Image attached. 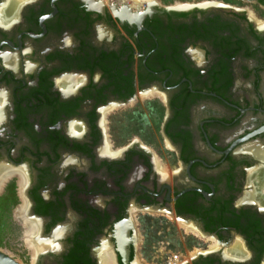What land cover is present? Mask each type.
<instances>
[{
  "label": "flooded vegetation",
  "instance_id": "af4514ba",
  "mask_svg": "<svg viewBox=\"0 0 264 264\" xmlns=\"http://www.w3.org/2000/svg\"><path fill=\"white\" fill-rule=\"evenodd\" d=\"M151 4L0 0V200L40 225L28 264H140L146 219L204 238L179 264H264V0ZM139 102L152 143L110 119Z\"/></svg>",
  "mask_w": 264,
  "mask_h": 264
},
{
  "label": "rangeland",
  "instance_id": "374dc122",
  "mask_svg": "<svg viewBox=\"0 0 264 264\" xmlns=\"http://www.w3.org/2000/svg\"><path fill=\"white\" fill-rule=\"evenodd\" d=\"M102 2L106 4L113 3L118 6L126 5L133 11L139 8L144 9L147 3L150 2L161 6L185 7L188 0H102ZM133 105L135 104L116 109L114 110V114H111L110 119L113 118L120 121L118 124L114 123L119 134L116 135L122 138L139 136L144 143H152L154 141V133L156 132V117L142 102L135 105L139 113L134 112L136 109H133ZM140 127H144L141 133L137 130ZM1 216L0 213V250L16 259L20 264H28L22 253L15 250V248L22 250L23 245H20L21 243L28 248L25 243L23 228L19 227L20 234L19 228L16 232L2 226ZM9 220L15 224V218H9ZM144 222L148 223L144 224L143 230L137 231L139 244L136 260L140 264H166L167 257L171 254L179 255L180 259L176 264H179L181 260L190 262L192 258L198 256L204 250V238L194 229H182L177 225L168 228V226H164L156 220L148 221L146 219L142 223ZM3 241H6V243H3Z\"/></svg>",
  "mask_w": 264,
  "mask_h": 264
},
{
  "label": "bare ground",
  "instance_id": "6f19581e",
  "mask_svg": "<svg viewBox=\"0 0 264 264\" xmlns=\"http://www.w3.org/2000/svg\"><path fill=\"white\" fill-rule=\"evenodd\" d=\"M149 5L152 6L151 2L149 3ZM4 14L6 15L5 10H4ZM121 15L122 16L126 15L128 18H132L134 13L129 8H127V9H124V11L121 13ZM1 171L4 172L2 169H1ZM22 174H24V173H22ZM260 175L264 176V170L262 171V173H260ZM10 176L11 175H9V179H10ZM19 176H20L19 181L22 182L24 180V176L23 175H19ZM6 177H8V174L6 175ZM2 179L5 180L4 177ZM4 184H6V183H4ZM2 186L3 185H1L0 189H2ZM0 194H1V192H0ZM13 203H14L13 196H11V198L9 196H7L6 198L0 200V208L2 209V212H3V213H1V215H2L1 216V225L6 227V228H9V229H11L13 231H17L19 227H21V229L23 228V230L25 232V235H24L25 236V242L30 246V248L32 250V253H34V251L39 250L41 247H43V245H41V244L45 243V242H43V243L41 242V244H40L39 242H37V240H38L37 237H38V232H39V226L40 225L37 224L36 222H33V221H29V220L27 221L26 215H25V202H24V200L16 209L12 208L13 209L12 210L11 207H12ZM10 209H11V211H9ZM8 217L9 218L12 217V219L15 218L17 220V223L18 224L20 223L21 226H18L16 224V221H15V224L13 222H10ZM194 234H197V233H194ZM104 256L107 257V259L106 258L103 259V260L106 259L104 261L105 264H111V259H110L111 255H110V253L106 252V255L104 254Z\"/></svg>",
  "mask_w": 264,
  "mask_h": 264
},
{
  "label": "water",
  "instance_id": "95a60500",
  "mask_svg": "<svg viewBox=\"0 0 264 264\" xmlns=\"http://www.w3.org/2000/svg\"><path fill=\"white\" fill-rule=\"evenodd\" d=\"M174 7L178 8V6H174ZM127 8L128 7L125 5L124 9H127ZM120 17L123 18L124 16L120 14ZM0 264H20V263L16 261V259L12 258L10 255L0 250Z\"/></svg>",
  "mask_w": 264,
  "mask_h": 264
},
{
  "label": "built area",
  "instance_id": "2783aa9c",
  "mask_svg": "<svg viewBox=\"0 0 264 264\" xmlns=\"http://www.w3.org/2000/svg\"><path fill=\"white\" fill-rule=\"evenodd\" d=\"M179 255L178 254H171L167 257V263L168 264H176L179 261Z\"/></svg>",
  "mask_w": 264,
  "mask_h": 264
}]
</instances>
